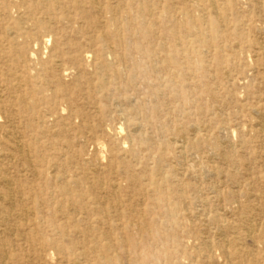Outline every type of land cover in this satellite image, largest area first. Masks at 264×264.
I'll return each instance as SVG.
<instances>
[{
	"label": "rangeland",
	"instance_id": "374dc122",
	"mask_svg": "<svg viewBox=\"0 0 264 264\" xmlns=\"http://www.w3.org/2000/svg\"><path fill=\"white\" fill-rule=\"evenodd\" d=\"M79 1L33 41L43 63L63 48L54 71L32 69L59 112L40 104L48 123L26 129L33 224L9 249L32 264H203L198 229L214 239L244 203L264 210V0ZM0 149V168L31 167L2 134Z\"/></svg>",
	"mask_w": 264,
	"mask_h": 264
},
{
	"label": "bare ground",
	"instance_id": "6f19581e",
	"mask_svg": "<svg viewBox=\"0 0 264 264\" xmlns=\"http://www.w3.org/2000/svg\"><path fill=\"white\" fill-rule=\"evenodd\" d=\"M79 2L75 0L76 4ZM90 3L97 13L112 9L119 12L118 6H110L105 0H90ZM191 4L190 6L195 9L200 5L198 0H191ZM61 9L64 10L61 0H0V134L8 145L10 160L19 158L23 162H29L31 166L28 169H16L14 173L11 172L12 167L0 168V264H32L9 249L13 232L32 227L33 224L30 217L32 209L28 205L29 200L25 193L26 187L17 176L37 173V163L31 157L25 132L33 124L41 126L48 123L37 112L38 106L47 103L55 107L56 113L59 112L53 102V96L49 97L45 93L46 87L50 86L52 80L45 75L33 74L32 69L34 66H41V70L54 71L60 66L59 57L63 48L59 50L51 48L48 62L43 63L42 52L34 50L33 41L41 32L44 22ZM146 9L144 6H139L137 13H142ZM12 15L15 17L13 18ZM60 88L64 89V84H60ZM122 142L124 144V141ZM63 177L64 175L60 173L55 175L56 181H63L67 192L78 198L79 209L84 210L78 189L80 182ZM111 188L114 190L119 186L112 183ZM113 190L114 201L111 202H117L119 197ZM245 196L248 199L254 197L250 192ZM200 202L207 204L205 199H200ZM262 213L264 210L261 206L246 202L235 211L231 222L226 223L224 227L218 225V233L214 239L205 236V232L198 229L196 234L199 243L196 249L203 259V264H218L215 252H219V260L222 264H264ZM217 217L214 215L211 224H218ZM59 250L63 251V248L59 247ZM50 258L51 253H46L45 259Z\"/></svg>",
	"mask_w": 264,
	"mask_h": 264
}]
</instances>
